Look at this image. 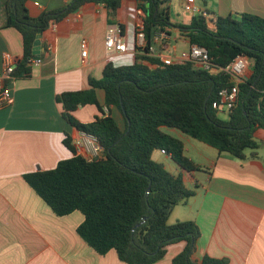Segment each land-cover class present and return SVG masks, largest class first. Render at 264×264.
Masks as SVG:
<instances>
[{
    "label": "trees",
    "instance_id": "1",
    "mask_svg": "<svg viewBox=\"0 0 264 264\" xmlns=\"http://www.w3.org/2000/svg\"><path fill=\"white\" fill-rule=\"evenodd\" d=\"M28 0H4L5 27H14L24 38V59L14 76L31 74L34 43L39 33L76 13L89 2L103 4L115 19L123 0H70L64 7L31 15ZM173 0H138L145 14L148 46L161 30L178 29L190 45L205 47L210 61L219 68L237 56L251 60L252 72L240 84L236 107L227 119L213 108L220 90L232 86L224 71L209 73L191 63L164 65L159 58L137 55L133 65L109 64L103 78H90L91 88L58 95L64 118L79 131L94 135L102 156L87 160L78 154L69 135L65 146L72 158L61 160L52 170L26 174L25 181L58 216L80 211L85 219L78 234L101 255L115 250L127 264H153L161 260L170 245L185 242L173 264H228L225 258L205 256L192 259L201 228L195 221L169 224L172 209L195 195L185 186L181 174L170 173L153 158L156 150L171 155L186 171L199 169L185 156L182 140L163 132L174 128L239 159L247 158L264 146L256 132L264 129V18L244 13L239 18L207 15L192 17L189 25L172 21L168 4ZM141 60L157 64L151 68ZM105 90L108 107L116 106L124 119L120 126L111 115H104L96 91ZM96 105L102 117L79 122L74 113L81 105ZM150 191L148 192V188Z\"/></svg>",
    "mask_w": 264,
    "mask_h": 264
},
{
    "label": "crops",
    "instance_id": "2",
    "mask_svg": "<svg viewBox=\"0 0 264 264\" xmlns=\"http://www.w3.org/2000/svg\"><path fill=\"white\" fill-rule=\"evenodd\" d=\"M70 0H28L32 16L64 7ZM184 0L168 4L174 22L189 25L192 16L183 8ZM4 0H0V67L3 54L13 58L16 68L24 59V38L14 27H5ZM211 18L254 14L264 18V0H198ZM177 18L173 17L175 9ZM138 0H123L115 19L103 4L89 2L76 13L49 26L42 33L41 59L29 67V77L7 81L13 102L0 108V264H127L115 250L101 255L77 232L84 215L75 211L58 216L45 200L25 181V175L48 171L74 155L64 144L69 135L75 145L80 136L77 128L64 118V107L57 101L66 91L91 88L90 78L100 80L109 64L117 67L135 64L142 55L137 46L136 26L142 18ZM122 26L126 41L124 52L105 47L108 27ZM171 38L163 46L154 44L155 52L147 55L160 60L176 55L179 41L190 45L178 29L168 28ZM87 40V55H82V41ZM183 51V50H182ZM36 58V56H35ZM34 58V59H35ZM162 61V60H161ZM140 63L151 68L150 60ZM251 67L245 74L250 76ZM105 90L96 91L105 114H111L120 126L124 119L116 106L108 107ZM74 118L82 123L102 117L96 105H81ZM163 132L182 140L185 156L199 167L186 171L171 155L156 150L153 158L174 175L181 174L185 186L195 195L172 209L168 223L195 221L201 228L197 250L192 259L201 262L205 256L225 258L228 264H264V151L247 150L239 159L220 152L174 128ZM264 142V129L256 132ZM102 153H100V157ZM185 242L168 247L165 256L153 264H173V258L184 251Z\"/></svg>",
    "mask_w": 264,
    "mask_h": 264
},
{
    "label": "built area",
    "instance_id": "3",
    "mask_svg": "<svg viewBox=\"0 0 264 264\" xmlns=\"http://www.w3.org/2000/svg\"><path fill=\"white\" fill-rule=\"evenodd\" d=\"M183 8L190 16L207 15V13L200 7L198 0H184ZM142 18L139 20L136 26L137 38H138V51L141 54H152L155 52L154 44L165 45L171 38L168 30H161L154 38V43L148 46L145 35V14L140 11ZM56 22L50 26H55ZM88 42L82 41V55H87ZM126 41L123 34L122 26L118 23L112 24L108 27L106 34L105 47L109 51L124 52L126 50ZM164 65L171 66L175 64L191 63L196 69L207 70L209 73H218L224 71L231 76L233 85L224 87L220 90L217 99L213 102V108L219 112L227 111L231 112L238 103V95L240 94L239 84L245 79V74L251 67V60L239 55L234 62L228 64L226 67L219 68L210 61L209 53L205 47L198 45H192L187 51L183 50L176 55H171L161 59ZM38 62L34 59L33 63ZM15 66L13 64V58L10 54H3V65L0 67V108H5L12 104L13 99L11 90L5 85L7 81L14 79ZM78 154L85 157L87 160H94L100 157L102 153V147L99 144L98 139L85 131L80 132V136L75 142ZM165 153V151H162Z\"/></svg>",
    "mask_w": 264,
    "mask_h": 264
},
{
    "label": "rangeland",
    "instance_id": "4",
    "mask_svg": "<svg viewBox=\"0 0 264 264\" xmlns=\"http://www.w3.org/2000/svg\"><path fill=\"white\" fill-rule=\"evenodd\" d=\"M177 10L179 11L180 9L178 8H176L175 9V11H174V13H173V17L174 18H177L178 16H177ZM180 12V11H179ZM178 47H177V51L178 52H181L182 50H188L189 48H190V46L189 45H186V43H184L183 41H179V43H178V45H177ZM220 118H222V119H227L228 117H229V112H227V111H223V112H220ZM261 150L262 151H264V147L263 148H261Z\"/></svg>",
    "mask_w": 264,
    "mask_h": 264
},
{
    "label": "water",
    "instance_id": "5",
    "mask_svg": "<svg viewBox=\"0 0 264 264\" xmlns=\"http://www.w3.org/2000/svg\"><path fill=\"white\" fill-rule=\"evenodd\" d=\"M41 38H42V33H39L36 39V42L34 43V48H33V54L36 56V60H40V54H41V47H40V43L41 42ZM150 191V187L148 188V192Z\"/></svg>",
    "mask_w": 264,
    "mask_h": 264
}]
</instances>
